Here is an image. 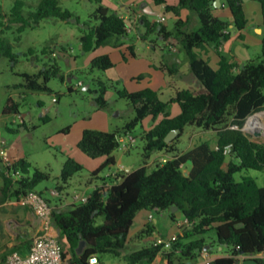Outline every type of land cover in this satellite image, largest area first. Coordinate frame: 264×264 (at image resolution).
I'll return each instance as SVG.
<instances>
[{
	"label": "trees",
	"instance_id": "16d2710c",
	"mask_svg": "<svg viewBox=\"0 0 264 264\" xmlns=\"http://www.w3.org/2000/svg\"><path fill=\"white\" fill-rule=\"evenodd\" d=\"M214 1L179 0L177 5L165 6L164 14L179 16L182 9L195 14L200 24L196 30H188L180 19L176 20L171 31L163 23L150 22L145 15L136 21V26L143 28L139 40L145 42L156 34L164 41L173 37L178 42L187 55L190 72L200 85L198 89L177 90L169 101L164 102L156 91L145 89L131 93L118 89L110 80L95 79L97 89L94 93L100 108L107 107L105 95L112 87L119 98L132 105L135 117L122 132L83 130L78 149L92 159L105 158V162L91 172L89 184L99 178L103 168L115 164L112 154L119 148L121 135L127 134L147 117L162 116V119L141 136L144 146L140 168L127 173L118 172L113 178H100L101 183L89 192L84 203H73L65 210L53 212L54 227L65 245L63 257L69 264H88L93 255L101 263L105 254L120 258L124 264H152L158 255L167 259L168 264L176 261L178 264H194L209 246L203 235L210 230L215 232L216 246L227 250L225 256L213 259L211 264H243L239 259L241 256L264 252V186H259L252 177H242L239 182L233 178L235 173L243 170H264V143L251 140L240 129L249 116L264 111V0H255L260 4L262 16L261 54L246 61L238 71L234 70L236 65L223 56L218 69L214 70L195 52L204 44L217 46L225 41L229 37L230 24L237 30H243L247 25L243 0H223L222 5H226L231 13L230 22L213 15ZM154 2L161 5L165 0ZM92 17L98 24L84 23L80 30L82 53L104 45L118 46L131 28L123 17L109 13L101 5ZM49 18L69 21L73 14L63 9L59 0H39L36 5L16 0L8 13L0 7V59L7 57L16 61V55L4 37L6 32L14 29L20 35ZM130 50L132 52L133 47ZM112 67L108 55L95 57L89 65L90 71L104 72ZM22 76L21 86L32 92H51L47 83L54 77L65 82L56 62L45 64L35 75ZM87 89L91 91L89 87ZM68 90L72 91L71 88ZM170 103H176L180 108V113L172 118L167 113ZM3 112L18 114V104L9 98ZM233 125L239 129H232ZM188 126L215 132L218 149L202 141L187 151L180 150L177 142ZM174 129L179 130L178 136L166 143V135ZM227 147L229 153H225ZM159 153L169 159L164 164L154 162L155 168L149 171L147 162L152 155ZM3 169L0 173L2 200H17L51 178L47 171L37 167L31 173L32 164L25 158ZM82 169L83 166L72 158L64 162L56 178L61 184L56 188L60 195ZM185 169H188L187 176L184 175ZM11 171H19L20 178H12ZM173 207L177 208L174 213L171 211ZM141 210L167 211L173 219L181 213L190 224L179 227L177 240L169 250L156 241L130 250L133 239L128 238V233ZM154 230L152 222L147 223L135 240L151 237ZM255 261L264 264L262 258Z\"/></svg>",
	"mask_w": 264,
	"mask_h": 264
},
{
	"label": "rangeland",
	"instance_id": "374dc122",
	"mask_svg": "<svg viewBox=\"0 0 264 264\" xmlns=\"http://www.w3.org/2000/svg\"><path fill=\"white\" fill-rule=\"evenodd\" d=\"M15 1L0 0V7L3 12L8 13ZM25 1L36 5L39 0ZM121 1L128 2L131 0H59L61 7L73 14L71 20L62 21L49 18L41 21L35 28L26 29L20 35L14 29L4 34L11 45L12 52L16 55V61H10L7 57L0 59V151H4L12 160L27 158L32 164L31 173L34 167L47 171L51 178L39 183L35 187V191L51 202H54L53 199L55 198H49L47 189H56L57 186L61 185L55 176H59L62 165L68 158L74 159L83 166L82 171L76 174L61 191V196L66 197L68 202L72 201L75 194H82L83 192L88 194L95 184L101 183L100 178H105L111 169L109 166L103 168L98 174L99 178L92 180L93 183L89 184L92 170H96L98 166L103 164L105 158L92 159L78 149L77 145L83 130L122 132L135 117L132 105L126 99L119 98L112 87L106 93L107 107L100 108L96 103L94 91L97 89V83L95 79H107L106 74L102 71H90L88 61L94 56L112 49L104 45L95 51L83 54L79 46L80 30L84 28V23L90 26L98 24V21L92 17L96 8L101 5L106 7L109 13H114ZM246 9L248 11L249 29L252 30L253 26L262 23L260 4L258 1L252 0L246 4ZM196 21L197 25L192 26L191 29L188 27V30L199 28L200 24L197 18ZM174 24V19L167 15L163 25L169 30H173ZM142 31L141 25L132 28L125 42H135L137 32ZM150 37L157 45L162 44V41L157 39L155 34ZM175 42L178 44L176 40ZM135 47L138 55L144 56V58L152 57V49L146 50L139 43H136ZM155 48L157 49V47ZM251 50L257 52L254 59L260 56L261 47H258V51L255 47H252ZM113 53L115 56L116 52ZM182 56L184 60L179 67L183 73L188 74L186 53L182 52ZM52 62H56L59 66L60 74L65 77V82H62L59 77L51 78L47 83L51 92H32L21 86L24 81L23 74L35 75L44 68L45 64ZM116 68L119 69L120 66L117 65ZM126 70L128 72L130 69ZM79 83H81L80 86H78ZM176 84V86H168L160 91L159 97L162 101H169L174 95L175 89H185L192 86L186 81L180 82L179 80L176 81ZM119 85V89H123L124 81H120ZM85 86H89L91 91L84 89ZM128 86L152 88L147 81L142 79L133 81ZM68 88H71L72 91L70 92ZM9 98L18 104V114H5L3 112ZM172 105L178 107L176 104L170 103L167 112L172 110ZM263 114L264 111L255 113L249 116L246 121L252 117H262ZM45 119L46 121H44ZM142 124H138L127 133L134 139L133 144L127 149L128 152L121 147L113 152L115 162L121 160L123 165L132 166L135 170L142 166L144 146L141 139L144 131ZM144 124L146 129L150 128L148 122ZM198 131L201 130L194 126L186 127L177 142V147L180 150H185L191 144L195 145L202 141H207L210 145L215 143V140L210 139L212 137L211 132ZM244 133L251 140L264 143V116L259 119L254 131H245ZM154 156L155 154L147 162L149 171L155 168ZM3 167L4 163L0 156V173L4 171ZM245 176L252 177L259 186H264V170H243L235 173L233 178L239 182ZM149 214L153 216L150 222L154 226V234L139 240L134 238L130 242V250L139 249L157 239H168L174 231L178 234L179 227L184 222V216L181 213H177L173 219L167 211L145 210L138 212L137 220H142ZM31 217L34 218L32 212L19 206L15 199H0V249L7 248L10 242H14L17 244L14 248L16 252L23 256L27 254L25 243L30 242L34 235L33 229L28 227V223H31ZM12 234L15 239H13ZM203 237L207 245L211 246L209 249L211 253L227 251L225 248L222 251L218 250L214 230L208 231ZM57 239L64 249V241L59 234ZM100 264L124 263L120 258L105 254L101 257ZM184 264L188 263L184 262Z\"/></svg>",
	"mask_w": 264,
	"mask_h": 264
},
{
	"label": "crops",
	"instance_id": "0c3cea01",
	"mask_svg": "<svg viewBox=\"0 0 264 264\" xmlns=\"http://www.w3.org/2000/svg\"><path fill=\"white\" fill-rule=\"evenodd\" d=\"M178 1L179 0H165V6L167 4L173 5V6L177 5ZM250 1H252V0H243V10H244V14H245V17L247 20V25L243 30H237L233 27L232 24H230L229 25V29H230L229 30V37L225 41L221 42L217 46L204 44V45H202L201 48H198L195 50L197 55L200 58H202L203 60H205L212 69H214V70L218 69V64H219L221 56L225 57L230 63L236 65L234 68L235 71H238L239 67L243 66V64L246 61L254 59V57L256 56L257 52L256 51L252 52L251 48L255 47L256 50L258 51V47H261V36L263 33V26L261 23L257 26H253L252 30L249 29L250 25H249V22L247 19V12L248 11L246 9V4ZM222 3H223V0H220V6L217 8H214L212 13L215 17L222 18V19H225V20L230 22L231 21V13H230L228 7L226 5H222ZM165 6L163 4L156 5L154 0H131L128 2L121 1L119 3V7L115 10L114 13L123 17L129 23V27H131V30H132V28H135V27L137 28V26H136L137 25L136 21L138 20L137 17H140L142 15H145L147 20H149L152 23L156 22L158 17L163 16L166 20L167 15H170L174 19L175 22L177 19H180L184 23H186L187 29H188V27L191 29L194 27V25H197V21H196L197 16L195 14L189 12L186 9H182L180 11L179 16H175L172 13L164 14ZM197 20H198V18H197ZM166 29L168 31H171L167 27H166ZM131 30H129L128 33ZM139 33L137 32V34H136L135 42L126 43L125 42L126 38H125V39H122L120 41L118 46L107 45L112 50L94 56L93 58H91V60L88 61L89 65H90V62L92 61V59H94L95 57L101 56V55H108L110 57L112 63H113V67L104 71V73L106 74V79L110 80L113 83V85H115L118 89L120 86L119 85L120 81H124V88L123 89H125L131 93L142 91L145 89H150V90L156 91L158 94H160V91H163V89L165 87L173 86V85L176 86L177 85L176 81H178V80L180 82L186 81V83L192 84V86H189V88H185V89L194 90V89L199 88V86H200L199 83L196 81L193 74L190 72L189 63H188V70H189L188 74L183 73L180 70L179 65L182 64V61L184 60L183 59L184 57L182 56V52H184V51L181 50L180 46L175 42V39L173 37L168 39L167 41H164L162 38L158 37L155 34L157 39L162 41L161 45H157V43L154 42V40L151 39V37H149L145 42L139 40V38H138ZM136 43L141 44L142 47L145 48L146 50L152 49L153 50L152 57L144 58V56L138 55L137 51H136V47H135ZM172 43H174L173 49L170 47V44H172ZM130 47H133L132 52L130 50ZM155 47H157V49ZM113 52H116L115 56L113 55L114 54ZM186 57H187V55H186ZM117 65L120 66L119 69L116 68ZM134 67H135V69H134ZM126 69H130V70H128V72H127ZM169 70L172 72V74L169 72ZM144 75H146V76H144ZM140 79H142L143 81L144 80L147 81V83H149V85H151L152 88H140V87L128 86V85H131V83L133 81L140 80ZM86 87L87 86H85V88ZM177 90H181V89L178 88ZM177 90L175 89L174 93ZM105 99H106V95H105ZM172 104H176V103H172ZM167 113L169 114V117H171V118L175 117L180 113V108H179V106L175 107V105L174 106L172 105V110L167 112ZM145 119L142 121L143 124L142 123L141 124H142L144 131H147L148 129L152 128L160 119H162V116H158L156 118L147 117V119L146 120ZM145 122H148V125L150 128H148V129L145 128V124H144ZM198 132H203V133H210L211 132L212 137L210 139L215 140V143L211 146L216 145L215 132H213V131H206V132L205 131H198ZM197 134H200V133H197ZM123 135H125V134H123ZM193 146H194V144L193 145L191 144L189 147H187L183 151H187V150L191 149ZM126 152H128V150ZM162 155L163 154H161V153L155 154L154 159H156ZM112 156H113V154H112ZM7 157L13 163L17 161V160H12L8 155H7ZM113 158H114V156H113ZM20 159H22V158H20ZM25 159L28 160L27 158H25ZM114 161H115V158H114ZM100 166H98V168ZM119 167H123L122 171H124L126 173L130 172L132 170H135L132 166L123 165L121 160H119V161L115 162V164L113 166L110 167L111 169L108 173H111V171H115V173L116 172L117 173L122 172V171H118ZM94 170H92V171H94ZM185 171L188 172V169H185ZM108 173H107V175H108ZM57 177L58 176H55V178H57ZM118 179H121V178L119 177ZM95 186H96V184L93 186V188ZM52 190H54V189L53 188L47 189L49 198H51V199L55 198V199H53L54 202H51L48 199L47 200L49 201L50 205L53 207V212H59V211L65 210L70 205L73 204V201L68 202L66 200V197H62L61 195L58 197L52 196L51 195ZM88 194H85V195L88 196ZM32 214L34 215V218L31 217V219H30L31 223H28V227L31 230L33 229V232L35 235L36 233H38L40 231V222L33 212H32ZM149 215H151V214H149ZM137 216L138 215L135 216L133 224L129 230V233H128L129 239H134L135 236L143 229V227L147 223L150 222L148 220V217H144L142 220H137ZM152 219H153V216H152ZM136 220H137V223H136V226L134 227ZM184 221H185V219H184ZM52 227H53L52 228L53 234L58 235V231L54 227V224ZM154 232H155V230H154ZM175 234L177 235L176 231L171 233V235H175ZM12 237H13V239H15V236L13 234H12ZM30 243H31V241L25 243L26 248H27V253L29 251ZM16 246H17L16 243L10 242L8 244L7 248L0 249V254L3 257H5L6 255L10 254L11 252H16L14 250V248ZM222 249H223L222 247H218L219 251H222ZM207 250H209V246H207L206 251ZM208 254L210 255V258L212 260L215 258L222 257V256L226 255L225 252H223V253L220 252V253H215V254L208 252ZM166 261H167V259L158 255L156 257V259L153 261V263H163L164 264ZM201 262L202 261L199 257L198 261L194 264H202Z\"/></svg>",
	"mask_w": 264,
	"mask_h": 264
},
{
	"label": "built area",
	"instance_id": "2783aa9c",
	"mask_svg": "<svg viewBox=\"0 0 264 264\" xmlns=\"http://www.w3.org/2000/svg\"><path fill=\"white\" fill-rule=\"evenodd\" d=\"M139 17H137L138 19ZM165 18L163 16L158 17L156 23H163ZM130 30V29H129ZM226 32V31H225ZM174 43L170 44V47L173 49ZM55 55V54H53ZM81 83L78 84L80 86ZM248 120L245 121V124L240 128L243 132L245 131H254L248 128ZM232 129H239L237 125L231 126ZM134 142V139L128 134L121 136L119 138V147L125 151L131 146ZM215 149H218L215 146ZM230 149L227 147L225 153H229ZM0 156L2 157L4 167H12L13 162L7 157V154L4 151H0ZM169 158L165 155H162L154 160V162L164 164ZM123 167H119L118 171H122ZM117 173V172H116ZM115 171L108 173L106 178H113L116 176ZM10 175L14 179L20 178L21 173L19 171H11ZM51 195L58 197L60 196L59 192L54 189L51 191ZM87 200V196L82 194H75L72 197L73 203H84ZM17 204L21 207L31 210L37 219L40 222V231L36 233L30 243L28 253L23 256L18 252H11L10 254L3 257L0 254V264H69L68 260L63 257V248L61 243L57 239V235L52 232V223H53V207L50 205L49 201L45 199L37 191H29L26 194L20 195L16 200ZM148 220H152V216H148ZM190 223L185 219L181 226L189 225ZM177 240V235H171L168 239H157V243L163 244L165 250H169L173 243ZM163 257L162 255H160ZM164 258V257H163ZM264 259V252L251 255V256H241L240 261L247 259ZM202 264H211L212 259L206 250H204L200 255ZM88 264H100L96 255L91 256L88 259ZM152 264H163V263H152ZM164 264H168L166 261Z\"/></svg>",
	"mask_w": 264,
	"mask_h": 264
},
{
	"label": "water",
	"instance_id": "95a60500",
	"mask_svg": "<svg viewBox=\"0 0 264 264\" xmlns=\"http://www.w3.org/2000/svg\"><path fill=\"white\" fill-rule=\"evenodd\" d=\"M163 5L165 6V3H163ZM213 6H214V8L219 7V6H220V0H215ZM125 22H126L127 25L129 26V23H128L126 20H125ZM87 88H88V86H87L86 88H84V89H87ZM178 133H179V130H177V129L171 130V131L166 135V137H165V139H164L165 142H166V143H169V142H171L172 140H174L175 137L178 135ZM254 134L257 135V133H254ZM188 164H191V161H188ZM184 175L187 176V175H188V172L185 171V172H184ZM171 211H172V213H174V212L177 211V208H176V207H173ZM82 246H83V243L80 244V248H82ZM206 249H207V246L204 248V250H206ZM175 264H178V262L176 261ZM243 264H258V263H257V261H255V260H253V259H247V260H244V261H243Z\"/></svg>",
	"mask_w": 264,
	"mask_h": 264
},
{
	"label": "bare ground",
	"instance_id": "6f19581e",
	"mask_svg": "<svg viewBox=\"0 0 264 264\" xmlns=\"http://www.w3.org/2000/svg\"><path fill=\"white\" fill-rule=\"evenodd\" d=\"M264 116V114L262 115V117ZM261 116H257V117H252L249 122H248V128L251 130H253L257 124L260 118H262Z\"/></svg>",
	"mask_w": 264,
	"mask_h": 264
}]
</instances>
